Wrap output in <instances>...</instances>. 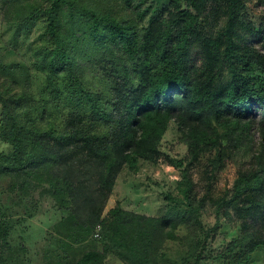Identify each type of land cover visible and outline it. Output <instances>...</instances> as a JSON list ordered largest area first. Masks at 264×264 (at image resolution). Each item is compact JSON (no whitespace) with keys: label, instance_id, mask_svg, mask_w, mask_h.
<instances>
[{"label":"trees","instance_id":"trees-1","mask_svg":"<svg viewBox=\"0 0 264 264\" xmlns=\"http://www.w3.org/2000/svg\"><path fill=\"white\" fill-rule=\"evenodd\" d=\"M9 1L17 6L14 21L24 25L44 9L54 49L39 52L38 61L49 80L65 73L68 83L59 91L66 105L61 118H52L47 103L31 109L26 96L0 93V139L11 147L0 153V175L13 178L22 192L48 187L67 212L55 227L64 247L87 241L100 227L102 251H88L74 264H103L111 253L126 264H151L154 242L175 239L182 220L175 214L154 219L117 206L102 218L122 169L134 170L138 160L159 161L171 121L187 156L166 157L181 170L183 195L181 201L166 199L178 209L186 203L198 215L208 198L192 195V166L211 156V177L242 152L249 160L232 188L212 201L217 220L206 238L218 230L221 214L232 221L235 210L241 232L231 249L239 246L246 259L264 246V51L252 41L258 34L253 28L241 34L246 16L240 0H168L160 11L150 10L140 29L136 19L112 17L111 0ZM213 13L224 25L215 37L205 36L203 21ZM196 46L204 59L200 69L189 65ZM102 49L111 68L102 71L109 88L101 94L85 89L80 78L82 61Z\"/></svg>","mask_w":264,"mask_h":264},{"label":"rangeland","instance_id":"rangeland-1","mask_svg":"<svg viewBox=\"0 0 264 264\" xmlns=\"http://www.w3.org/2000/svg\"><path fill=\"white\" fill-rule=\"evenodd\" d=\"M167 3L168 0H111L107 12L117 19H136L140 29L147 24L151 9L160 11ZM240 4L246 16L242 36L251 34L253 28L258 34L251 36L252 41L264 51V0H240ZM146 10L149 12L144 20H138ZM17 12V6L11 5L9 0H0V93L5 97L26 96L31 109H38L47 103L54 112L52 118H61L65 115L66 105L59 98V91L65 89L68 80L65 73L49 80L48 71L38 61L42 56L39 52L54 49L46 31L45 11L43 9L40 15L33 16L25 25L14 21ZM224 22L225 19L215 13L208 16L203 21L204 35L215 37ZM108 60L107 52L102 49L93 58L84 59V63L82 61L80 79L85 89L102 94L109 88L108 81L102 76L103 70L111 68L106 63ZM203 64L202 49L196 46L190 53L189 65L200 69ZM223 81H227L226 74ZM4 126L0 107V132ZM159 149L161 157L157 163L138 160L134 170L128 167L122 169L102 218H108L109 210L119 206L141 217L161 219L175 214L182 219L174 231V240L164 239L160 244L154 242L151 264H195L197 260L199 264H264V246L246 259L240 256L239 246L231 249L233 240L241 232L242 219L235 210H230L232 221L221 214L218 230L210 232L206 238L207 230L212 229L217 220L212 201L219 200L232 188L238 170L249 157L239 153L211 177L208 168L213 159L211 156L203 157L192 166V195L196 199L202 196L208 198L204 210L196 215L189 212L186 203L178 209L166 199L167 196L179 201L183 199L181 170L169 166L166 157L182 160L187 156V147L180 141L177 125L173 121L169 123ZM10 150V145L0 139V153ZM12 185L13 178L0 175V264H74L88 251H102L100 227L83 243L70 248L62 245L63 239L56 234L55 227L67 216V212L59 209L47 192V186L22 192ZM170 229L171 226L166 227L165 231ZM103 264L126 263L111 253Z\"/></svg>","mask_w":264,"mask_h":264}]
</instances>
